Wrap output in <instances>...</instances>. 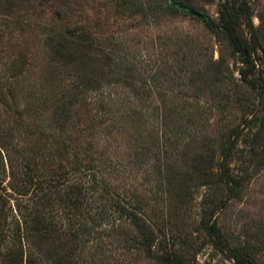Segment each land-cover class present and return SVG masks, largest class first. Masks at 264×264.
I'll list each match as a JSON object with an SVG mask.
<instances>
[{
	"label": "rangeland",
	"instance_id": "obj_1",
	"mask_svg": "<svg viewBox=\"0 0 264 264\" xmlns=\"http://www.w3.org/2000/svg\"><path fill=\"white\" fill-rule=\"evenodd\" d=\"M175 1L208 21L171 11L167 0H0V157L9 153L21 167L26 158L40 161L37 174L57 178L47 187L50 200L36 206L61 225L66 249L46 262L76 244L71 200L58 176L78 163L79 179L95 176L138 207L156 257L236 264L243 249L264 264V113L254 115L258 97L240 81L243 55L210 27L220 26L227 0ZM247 3L239 30L264 68V0ZM60 45L72 53L67 61L53 54ZM76 85L88 90L70 103ZM236 130L233 181L223 185L221 150ZM17 198L11 213L18 204L25 216L27 198ZM213 221L216 234L208 229ZM139 239L125 222L63 258L164 264Z\"/></svg>",
	"mask_w": 264,
	"mask_h": 264
},
{
	"label": "trees",
	"instance_id": "obj_2",
	"mask_svg": "<svg viewBox=\"0 0 264 264\" xmlns=\"http://www.w3.org/2000/svg\"><path fill=\"white\" fill-rule=\"evenodd\" d=\"M172 2L175 5L186 7L175 0ZM167 4L171 11H180L178 7L170 4L169 0H167ZM248 12L247 0H227L219 10L220 26L216 28L210 23V27L213 31L223 33L233 51L243 55L240 81L256 93L260 108L254 115H259L264 113V68L261 58L256 53V46L239 30L241 20L248 18ZM53 54L55 58L62 61H67L72 56V53L64 45H60ZM71 88L70 95L67 96L70 103L74 97L88 90V88L79 87V85ZM65 107L63 106L62 109ZM240 134V130H236L233 137L221 150L218 177L223 185L233 181L228 173V164ZM10 156L9 153H4V156L0 157V162H2L0 164V264H110L106 261L88 262L78 258L70 261L64 259L63 256L70 257L69 254L80 253L82 249L77 243H91L94 239L100 243V237L107 235V232L118 231L125 222H129L136 229L140 237L136 243L142 246L148 256H154V259L164 264H183L179 259L169 256L156 257L151 249L154 241L152 233L138 207L127 206L95 176H92L93 178L88 182L79 179L78 176L82 174L83 169L78 166V163H76L75 169L58 176L62 178L59 184H65L62 196L70 197L71 200L69 205L74 213L72 216L74 222L72 224L71 243L76 244L69 253L65 251L63 256L57 257L54 261L48 260L46 262L45 259L50 254L57 255L59 251L66 249V242H63L64 231L61 225L48 223L43 212L36 206L38 200H50L46 198L47 194L50 193L47 191V187H54L57 184V178L52 177V179L47 180L39 176L37 172L41 167L40 161L36 163L29 161L28 158L22 159L25 160V164L21 167V164H18ZM29 165H32V168ZM19 166L22 168L21 171ZM65 176H67L66 179H64ZM83 177L86 176L82 175ZM6 178L8 183H6ZM70 178L75 179V181L69 182ZM6 187L8 189H5ZM12 195H16L18 200L27 198L24 199L25 208L28 211L25 216L19 215L20 213L16 209L19 207L18 204H13L16 215L11 213L9 204ZM64 197L59 198V201ZM208 229L212 234L218 232L214 221L208 226ZM90 239H92L91 242ZM50 240L52 243H47ZM234 258L236 264H255L243 249Z\"/></svg>",
	"mask_w": 264,
	"mask_h": 264
},
{
	"label": "water",
	"instance_id": "obj_3",
	"mask_svg": "<svg viewBox=\"0 0 264 264\" xmlns=\"http://www.w3.org/2000/svg\"><path fill=\"white\" fill-rule=\"evenodd\" d=\"M169 1H170L171 5L178 7V9L181 12L189 14V15H191L193 17H196L197 19H199V20H201L203 22H207L208 21V18L205 15H203V14H201V13H199V12H197V11L191 9V8L182 7L180 5H175V4H173L172 0H169Z\"/></svg>",
	"mask_w": 264,
	"mask_h": 264
}]
</instances>
